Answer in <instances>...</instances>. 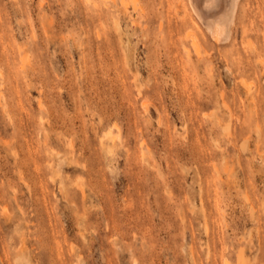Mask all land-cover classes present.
<instances>
[{
  "label": "rangeland",
  "instance_id": "rangeland-1",
  "mask_svg": "<svg viewBox=\"0 0 264 264\" xmlns=\"http://www.w3.org/2000/svg\"><path fill=\"white\" fill-rule=\"evenodd\" d=\"M143 1L0 0V264H264V0Z\"/></svg>",
  "mask_w": 264,
  "mask_h": 264
},
{
  "label": "bare ground",
  "instance_id": "bare-ground-1",
  "mask_svg": "<svg viewBox=\"0 0 264 264\" xmlns=\"http://www.w3.org/2000/svg\"><path fill=\"white\" fill-rule=\"evenodd\" d=\"M101 1L105 5L112 4L116 8L118 15L122 14L131 19L136 17V19L139 20L138 23H140L141 21H144L147 24L158 22L159 31L161 33H164L166 30L167 31L178 30V28L176 27L175 29L173 28L174 25H172L170 20L169 22L166 21L168 23V24L165 23L167 26L164 24L163 22L164 18L161 17L156 12H154V6H152V3L150 1H143V0H101ZM177 1L180 2L183 0H177ZM164 2L167 4V10L169 11V9L171 8L170 4H172L173 0H160V4ZM187 2H188L187 3L188 6L183 5L185 9V13L187 14V17H193L195 21V26L202 27L205 30V32L209 35V37L215 42V44H226L229 42L231 43L233 38V27L235 26L236 19L238 17L237 15L239 12L240 0H187ZM136 19H133V23L136 22ZM186 22L187 19L184 18L181 23L186 24ZM116 29L118 32H120L121 30V26L118 18L116 19ZM143 32L145 33V31ZM187 37L192 42L191 46L194 48V52L199 56L200 44H199L198 36H196L191 31H189L187 33ZM239 69L240 68L238 67V71ZM243 74L244 73H242V75ZM240 81L241 83H245V85L247 86V81L246 82L242 81V78L240 79ZM245 85H243V87ZM249 89L250 87L248 88V90ZM109 134L111 135V133Z\"/></svg>",
  "mask_w": 264,
  "mask_h": 264
}]
</instances>
